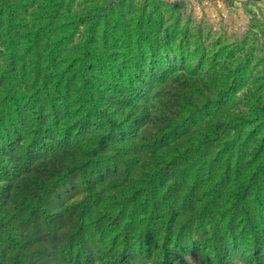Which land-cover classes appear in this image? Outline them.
Wrapping results in <instances>:
<instances>
[{
    "label": "rangeland",
    "instance_id": "374dc122",
    "mask_svg": "<svg viewBox=\"0 0 264 264\" xmlns=\"http://www.w3.org/2000/svg\"><path fill=\"white\" fill-rule=\"evenodd\" d=\"M59 1L15 0L19 17L13 16L8 26L5 21L0 32V79L18 91L14 103L2 101L5 92L0 93L1 164L33 169L35 154L28 144L36 139L25 133L32 100H42L51 122L57 126L61 121L64 129L91 105L89 77L104 84L106 77L115 80L141 96L137 111L158 113L167 127L121 143L119 150L107 153L110 162L139 169L151 156L166 161L157 169L149 164L148 173L136 177L125 174L119 186L98 193L86 192L80 176L61 183L49 205L65 209L64 195L67 204L78 201L86 207L82 216L66 222L61 238L97 250L123 243L127 233L133 248L156 250L164 235L163 197L168 193L178 209L173 247L192 248L199 242L212 255L216 241L221 249H236L235 264H247L246 244L264 224V0H63L64 7L58 8ZM105 1H116L128 17L107 44L102 21L99 42L91 45L81 18ZM13 60L19 65L16 78L8 68ZM154 72L166 75L154 81ZM184 89L188 101L180 96ZM208 97L214 103L206 108ZM219 117L226 125L217 140L169 153L173 144ZM256 162L257 179L242 201L245 214L235 210L234 197ZM5 173L0 170V187L9 184ZM191 185L199 187L198 196L194 208L186 210L181 198ZM210 189H216V198L205 208L202 201ZM154 200L163 205L155 209ZM29 203L37 199L4 197L0 224L17 232ZM131 215L135 221L129 225ZM60 257L53 246L48 259L56 264ZM186 264L203 261L191 255Z\"/></svg>",
    "mask_w": 264,
    "mask_h": 264
},
{
    "label": "trees",
    "instance_id": "16d2710c",
    "mask_svg": "<svg viewBox=\"0 0 264 264\" xmlns=\"http://www.w3.org/2000/svg\"><path fill=\"white\" fill-rule=\"evenodd\" d=\"M122 2L125 1L118 0V3ZM55 5L63 8V0ZM17 6L15 0H0V32L5 27V21L8 26L14 17L15 19L19 17ZM118 7L116 1H105L97 3L87 15H83L81 20L86 29L88 43L98 44L102 21L105 22L102 28L103 41L107 44L111 38L116 37L119 29L121 30L119 26L122 20L128 17V14ZM139 22L142 25V21ZM18 67L16 60L8 66L15 78ZM165 75L166 73L154 72L152 80L161 81ZM96 77L91 76L87 79L91 89L90 107L69 120L64 129L61 121L57 126L51 122L42 100L36 98L28 103L27 111L32 117L28 120L30 123L26 124V128L29 129H26L25 133L27 137L36 139L34 144H28L29 152L32 156L35 154V164L31 161L33 165L29 166H33V169L24 171L25 167L11 163L3 165L0 162V170L6 172L3 179L9 182L0 187V209L1 200L8 196L11 199L23 196L37 199V203L27 204L29 209L24 213L27 216L20 220L18 233L5 229L4 225L0 224V264H52L48 256L53 246L62 254L58 260L56 258V264H96L98 261L104 264H186V257L191 255L200 256L203 264H235L236 249L234 247L221 249L216 241L212 255H209L203 243L199 242H194L192 248H184L182 245H178L177 249L173 247L172 236L176 231L178 209L168 193L163 197L164 205L157 200L153 202L155 209L162 204L167 214L164 235L156 250L152 247L133 248L127 233L123 243L114 242L97 250L84 246L77 247L72 241L61 238L60 232L66 226V222L86 212V207H80L78 201L67 204L64 195H60V199L63 200L65 209L47 203L48 198L61 183L80 176L86 192L98 193L119 186L125 174L136 177L148 173L149 164L153 169H157L162 161H166L163 156L154 159L151 156V160L139 169H135L137 164L131 167L116 160L110 162L107 154L109 151L119 150L121 143L136 140L142 133H163L167 123L158 113L149 112L147 109L137 111L141 96L131 94L127 86H121L107 77L104 78L107 84H104L95 79ZM55 89L60 92L61 85H56ZM0 91L5 92L2 101L18 102V96L15 94L18 91L13 84L4 83L0 79ZM180 96L186 101L189 99L186 89L180 92ZM213 103V99L208 97L206 108ZM225 125L226 122L221 117L210 120L193 135L191 133L187 139L173 144L169 153L181 152L189 145L213 142L220 137ZM259 151V147L256 148L253 159L257 158ZM255 165V170L249 172L248 180L239 186L234 197L235 210L245 214H248V210L242 201L247 196L250 186L256 181L260 169L258 162ZM198 188L191 185L182 195L181 206L186 210L194 208ZM215 198L216 189H210L209 197L202 201V205L207 208ZM19 210L21 211L22 207H19ZM134 221L135 217L131 215L128 224L132 225ZM246 247L244 259L247 264H264V224L251 234Z\"/></svg>",
    "mask_w": 264,
    "mask_h": 264
}]
</instances>
